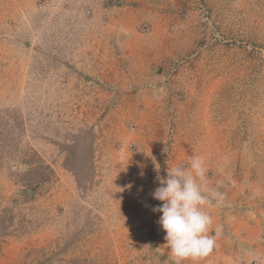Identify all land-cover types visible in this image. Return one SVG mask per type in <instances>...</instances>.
I'll use <instances>...</instances> for the list:
<instances>
[{
	"label": "rangeland",
	"instance_id": "1",
	"mask_svg": "<svg viewBox=\"0 0 264 264\" xmlns=\"http://www.w3.org/2000/svg\"><path fill=\"white\" fill-rule=\"evenodd\" d=\"M193 155L222 232L182 264H264V0H0V264H173Z\"/></svg>",
	"mask_w": 264,
	"mask_h": 264
},
{
	"label": "clouds",
	"instance_id": "2",
	"mask_svg": "<svg viewBox=\"0 0 264 264\" xmlns=\"http://www.w3.org/2000/svg\"><path fill=\"white\" fill-rule=\"evenodd\" d=\"M155 170L160 186L151 195L163 203L152 211L163 213L158 222L166 231V246L173 264L199 261L213 251L216 238L222 232V226L212 229V217L205 209L213 201L220 205L224 196L208 186L202 156L193 155L188 168L168 167L166 176L159 175V164L155 165ZM210 230L214 235L209 234Z\"/></svg>",
	"mask_w": 264,
	"mask_h": 264
},
{
	"label": "crops",
	"instance_id": "3",
	"mask_svg": "<svg viewBox=\"0 0 264 264\" xmlns=\"http://www.w3.org/2000/svg\"><path fill=\"white\" fill-rule=\"evenodd\" d=\"M218 218H216V222H218V220H217Z\"/></svg>",
	"mask_w": 264,
	"mask_h": 264
}]
</instances>
